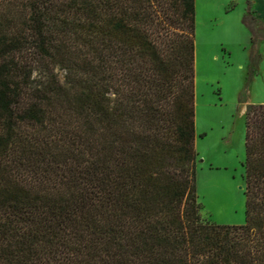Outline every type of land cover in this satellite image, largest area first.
I'll return each mask as SVG.
<instances>
[{
  "label": "trees",
  "instance_id": "trees-1",
  "mask_svg": "<svg viewBox=\"0 0 264 264\" xmlns=\"http://www.w3.org/2000/svg\"><path fill=\"white\" fill-rule=\"evenodd\" d=\"M196 1L0 0V264H264V104L245 224L201 214Z\"/></svg>",
  "mask_w": 264,
  "mask_h": 264
},
{
  "label": "rangeland",
  "instance_id": "rangeland-1",
  "mask_svg": "<svg viewBox=\"0 0 264 264\" xmlns=\"http://www.w3.org/2000/svg\"><path fill=\"white\" fill-rule=\"evenodd\" d=\"M250 15L264 23V0L196 1L197 189L203 219L224 226L246 222V110L264 104Z\"/></svg>",
  "mask_w": 264,
  "mask_h": 264
},
{
  "label": "crops",
  "instance_id": "crops-1",
  "mask_svg": "<svg viewBox=\"0 0 264 264\" xmlns=\"http://www.w3.org/2000/svg\"><path fill=\"white\" fill-rule=\"evenodd\" d=\"M264 21V17L261 18Z\"/></svg>",
  "mask_w": 264,
  "mask_h": 264
}]
</instances>
